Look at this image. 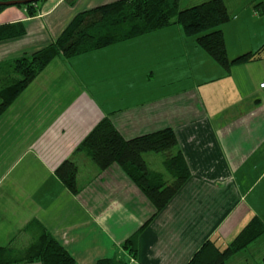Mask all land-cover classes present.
Segmentation results:
<instances>
[{
  "label": "crops",
  "instance_id": "obj_1",
  "mask_svg": "<svg viewBox=\"0 0 264 264\" xmlns=\"http://www.w3.org/2000/svg\"><path fill=\"white\" fill-rule=\"evenodd\" d=\"M116 1L120 0H47L34 17L23 8L5 9L0 25L21 22L25 35L0 42V70L48 46L78 13ZM205 1L183 0L182 9ZM223 1L231 16L220 27L228 58L257 52L264 45V14L259 15L254 5L260 2L264 7V0ZM146 35L178 42L182 50L185 47L208 61L178 25ZM141 39L71 59L55 58L0 116V248L6 253L21 251L45 230L75 264H96L112 257L127 264H186L205 241L217 240L264 178V49L259 60L231 68L227 79L213 65L212 70H198L199 65L191 76L166 80L164 85L174 84L182 96L176 118L168 106L157 108L163 101L155 98L147 102L146 112H139V103L138 111L122 122V111L129 108L112 106L108 100L120 96L121 88L113 83L106 87L110 95L102 94L99 88L104 89L105 83L100 77L109 69H121L123 54L121 61L115 60L119 45L135 50ZM210 71L216 76L204 75ZM164 85L160 91L169 88ZM104 117L124 139L172 129L190 172L178 193L138 236L135 259L122 244L151 218V204L118 166L102 172L77 151ZM143 157L149 170L167 177L163 154ZM65 160L77 167V195L55 173ZM261 197L264 191L259 206Z\"/></svg>",
  "mask_w": 264,
  "mask_h": 264
},
{
  "label": "trees",
  "instance_id": "obj_2",
  "mask_svg": "<svg viewBox=\"0 0 264 264\" xmlns=\"http://www.w3.org/2000/svg\"><path fill=\"white\" fill-rule=\"evenodd\" d=\"M39 0L25 5L28 17L39 11ZM180 0H120L78 13L61 34L48 46L30 55L13 60L0 70V116L19 95L57 57L71 59L114 44L133 40L153 31L178 25L185 37L193 39L226 73L234 65L260 59L264 45L255 53H246L230 60L220 27L231 19L223 0H208L201 4L179 9ZM70 4H72L70 2ZM7 7L0 5V13ZM256 12L264 14L260 2ZM25 35L21 22L0 25V42ZM77 151L83 152L102 172L118 166L151 204L154 212L140 229L123 244L132 259L137 255V238L178 193L190 177L172 129L124 139L108 117L102 118L84 137ZM163 154L167 177L149 170L144 154ZM63 186L77 195V167L69 160L55 171ZM264 235V220L253 217L224 247L206 241L187 264H226L227 260L244 251ZM0 248V264H75L72 256L45 230L21 251L6 253ZM96 264H127L116 257L104 258ZM264 264V258L262 260Z\"/></svg>",
  "mask_w": 264,
  "mask_h": 264
},
{
  "label": "rangeland",
  "instance_id": "obj_3",
  "mask_svg": "<svg viewBox=\"0 0 264 264\" xmlns=\"http://www.w3.org/2000/svg\"><path fill=\"white\" fill-rule=\"evenodd\" d=\"M9 1L16 0H0V2ZM41 4L42 3H38V6H40ZM9 7L21 8L18 7V5L8 6L7 8ZM183 7H185V4L183 0H181L179 9H182ZM164 29H159L153 32L156 33ZM173 35L174 33L172 34V36ZM156 37L157 35L149 38L148 35L139 37L142 39L137 42L139 43L137 45L138 49L135 50L132 47H124V45H119V47H117V50H115L117 51V53L115 54V60H118L120 57L122 58L123 54V64H120L121 69H109L108 72H105V74L100 77L102 83H105L103 84L104 89H102L101 87L99 88L102 90V94H106V96L110 95V93L106 91V87L113 86V83L115 86L121 88L120 96L117 95L116 99H112L113 97L110 96L111 98H109L108 100H110L112 106H120V109L129 108L128 110L122 111V122L124 120L130 119L132 115L138 111L135 106L139 103L141 104L139 112H146L148 107L150 106L149 105L148 107H146L148 105L147 102L153 101L155 100V98H160L157 100L163 101L156 104L157 108H160L162 105L168 106L171 116L173 118H176L175 113L179 109V103H181L180 100L182 96L180 95L178 90L176 91L174 89V84H171L169 86L164 85V83L166 80L174 81L178 80L181 77H188L193 75L194 66L197 67L201 65V68H199L198 70H212L211 68L213 65L215 68H217V70H219L218 75H222L225 79H227L226 75L228 76V73H226L224 69L218 66L202 49L198 48L199 50H201V52L204 54L203 56H205L208 61H206V59H204L200 55L197 56V54H194L193 52L189 53L187 48L183 47V45L182 47L184 49L182 50L178 42H172L170 40L167 41L165 38ZM187 42H189V44H192V41L189 39ZM207 63L209 64L208 66ZM110 65L111 64L107 65L106 67L110 68ZM234 66H232V68ZM86 71L91 73L92 70ZM204 75L210 78L216 76V74L212 73L211 71L205 73ZM149 77H151L150 82H148L147 80ZM224 78L220 82L223 83ZM162 85H164L165 87L169 86V88H165V90L160 91L159 89L162 87ZM116 100L117 103L115 104ZM194 107H196L195 104L192 105V108ZM263 191L264 178L247 195L246 204L244 203L243 205H241L228 220L227 224L223 226V232H219L221 234H219V237L216 238L217 240H214L215 245L219 246L220 248H224L244 227V225H246L249 220L253 216H255L254 213L258 214L259 216H264L263 197H261V206H259V196ZM60 194L61 192L59 193V196H61ZM259 207L262 208L261 211L257 209ZM192 257L190 258V260L192 259ZM263 258L264 235L253 242L251 245H249L244 251L229 258L226 264H262Z\"/></svg>",
  "mask_w": 264,
  "mask_h": 264
},
{
  "label": "water",
  "instance_id": "obj_4",
  "mask_svg": "<svg viewBox=\"0 0 264 264\" xmlns=\"http://www.w3.org/2000/svg\"><path fill=\"white\" fill-rule=\"evenodd\" d=\"M38 0H16V1H9V2H0V5L2 6H17V5H25L32 2H36Z\"/></svg>",
  "mask_w": 264,
  "mask_h": 264
},
{
  "label": "built area",
  "instance_id": "obj_5",
  "mask_svg": "<svg viewBox=\"0 0 264 264\" xmlns=\"http://www.w3.org/2000/svg\"><path fill=\"white\" fill-rule=\"evenodd\" d=\"M261 87H262V88L264 87V83H263V84H261Z\"/></svg>",
  "mask_w": 264,
  "mask_h": 264
}]
</instances>
